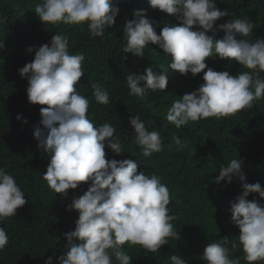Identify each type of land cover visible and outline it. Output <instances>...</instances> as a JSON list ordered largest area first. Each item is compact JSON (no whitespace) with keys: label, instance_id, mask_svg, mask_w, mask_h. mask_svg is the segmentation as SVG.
Returning <instances> with one entry per match:
<instances>
[{"label":"clouds","instance_id":"1","mask_svg":"<svg viewBox=\"0 0 264 264\" xmlns=\"http://www.w3.org/2000/svg\"><path fill=\"white\" fill-rule=\"evenodd\" d=\"M149 4L176 15L181 23L165 26L157 34L146 10H135L123 28L126 40L123 52L144 57L145 48L158 45L171 57L168 68L174 73L182 76L191 73L193 77L203 73V83L195 91L172 102L166 116L168 122L179 129L190 121L226 118L251 109L254 101L264 98V79L260 78L264 72V38L246 39L255 27L251 21L228 19L214 28L216 21L229 17L227 8H218L216 0H149ZM34 11L46 24L86 23L90 35L100 37L106 28L115 24L119 8L112 0H43ZM194 25L199 27L193 30ZM218 29L224 32L220 38L206 34ZM3 47L2 42L0 48ZM214 54L229 63L234 60L250 71L232 75L229 71L213 70L205 61ZM83 61V54L70 53L66 36L55 34L50 46H40L33 61L18 69L21 77L29 82L26 89L29 103L47 105L40 109V124L44 127L36 126L33 132L39 141L38 148L51 157L43 179L51 190L64 197L69 189H77L82 182L88 184L87 190L74 196L67 205L66 210L76 211L78 219L75 230L64 234L67 251L58 258V264H112L113 258L119 264H131L133 257L124 251L125 244L140 245L151 253H158L169 237L178 238L180 234L171 223L174 216L169 214L170 193L160 178L138 171V163L132 158H106V147L117 155L124 152L112 124L105 122L96 126L89 119L90 101L76 87L85 73ZM161 69L156 72L147 67L145 74L126 75L129 94L143 96L148 89L164 92L168 69ZM140 81L145 84L140 86ZM93 88L96 102L108 104V92L95 85ZM17 119H21L19 114ZM130 125L143 156L162 151L160 133L149 131L141 114L132 116ZM174 139L180 150L183 146L179 138ZM234 178L242 182L243 191L230 201L231 222L240 230L238 239L244 259L248 264H255L264 261V203L247 197L258 193L264 198V188L259 182H246L242 163L237 159L222 167L214 180L217 184L231 183ZM27 202L15 177L0 168V222L16 216L17 209ZM74 238L80 242L76 243ZM8 244L9 236L0 227V251ZM229 244L227 236L223 243H208L203 252L204 261L238 264L229 258ZM170 259L172 264H187L176 255ZM45 264H53V258L49 256Z\"/></svg>","mask_w":264,"mask_h":264},{"label":"trees","instance_id":"2","mask_svg":"<svg viewBox=\"0 0 264 264\" xmlns=\"http://www.w3.org/2000/svg\"><path fill=\"white\" fill-rule=\"evenodd\" d=\"M42 2L0 0V43L4 44L0 48V168L15 177L28 201L17 209L16 216L0 222L9 236V244L0 251V264H45L49 256L53 264H58V258L67 251L64 234L75 230L78 219L76 211L66 210L67 205L88 188L82 182L77 189H69L64 197L51 190L43 179L51 157L38 148L39 141L33 132L36 126L44 127L40 124V109L47 105L29 103L26 92L29 82L18 71L33 61L40 46H50L55 34L67 37L71 54L84 55L85 73L76 87L90 101L89 119L96 126L108 122L116 128L115 135L124 153L117 155L106 147V158L136 160L138 171L157 175L170 193L169 214L174 216L171 223L179 237H169L158 253H151L140 245L125 244L124 251L133 257L131 264H172V255L183 258L187 264H207L203 259L206 245L223 243L225 236L230 241L229 258L238 264H248L239 244L240 230L231 222L229 211L230 201L243 191L242 182L234 178L231 183L217 184L214 177L232 159H237L242 163L246 182H259L264 188V98L254 101L251 109L235 115L190 121L177 129L166 119L168 109L174 100L195 91L203 83V73L195 77L191 73L183 76L174 73L168 68L171 57L158 45L145 48L144 57L123 52L126 46L123 28L135 10H146L157 34L165 26L179 25L181 21L176 15L152 8L149 0H112L119 8L115 24L106 28L103 36L92 37L86 23L42 22L34 11ZM216 4L221 10L227 8L229 17L216 21L214 28L228 19L246 18L255 26L246 39L264 38V0H216ZM198 27L194 25L193 30ZM206 34L220 38L224 32L218 29ZM205 62L213 70L229 71L232 75L250 71L234 60L229 63L215 54ZM147 67L156 72L168 69L165 91L148 89L143 96L130 95L126 75L145 74ZM260 78L264 79V72ZM144 84L145 81H140V86ZM93 85L108 92V104L96 102ZM137 113L149 131L160 133L162 151L143 156L130 125V118ZM18 114L21 119H17ZM176 137L183 146L180 150ZM247 199L264 203L258 193H251ZM74 241L80 242L76 238ZM232 244L237 247L233 248ZM112 264L119 262L113 258ZM255 264H264V261Z\"/></svg>","mask_w":264,"mask_h":264}]
</instances>
